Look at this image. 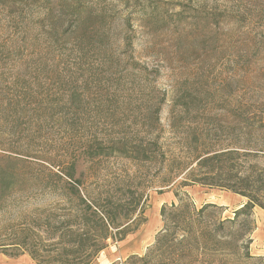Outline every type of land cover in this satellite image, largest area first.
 <instances>
[{
    "label": "rangeland",
    "instance_id": "1",
    "mask_svg": "<svg viewBox=\"0 0 264 264\" xmlns=\"http://www.w3.org/2000/svg\"><path fill=\"white\" fill-rule=\"evenodd\" d=\"M108 74L124 85L111 102ZM72 92L81 99L78 117L84 116L76 131L59 111ZM112 103L124 115L116 126ZM157 109L155 135L165 156L193 162L202 150L238 148L244 155L231 168L233 181L255 162L264 166V0H1L0 250L6 246L11 254L0 251V264H74L85 256L66 251L81 241L71 232L85 213L78 195L92 205L82 236L90 239L83 240L91 250L106 245L91 264H125L133 254L147 255V264H264L259 205L248 221L241 216L220 225L222 239L242 234L248 254L242 258L188 249L190 236L161 213L182 200L197 209L211 203L202 220L214 228L234 218L248 197L192 180L182 185L186 172L155 186L157 162L86 158L88 142L97 146L94 136L103 147L106 136L144 138L141 117L150 122ZM73 164L83 181L80 194L43 189L47 182L64 186L70 179L63 172ZM110 200L126 202L124 213L136 208L122 240L116 229L114 239L93 229L104 213L118 212ZM167 224L173 234L160 243Z\"/></svg>",
    "mask_w": 264,
    "mask_h": 264
},
{
    "label": "trees",
    "instance_id": "2",
    "mask_svg": "<svg viewBox=\"0 0 264 264\" xmlns=\"http://www.w3.org/2000/svg\"><path fill=\"white\" fill-rule=\"evenodd\" d=\"M82 36L86 37V34ZM84 37H82V39ZM91 39L96 41L93 36H91ZM112 58H108L107 60L112 61ZM108 65L109 63L106 61V66ZM135 65L136 68H134V70L138 73H143L144 69L139 66V62H135ZM106 70L110 71L109 69ZM113 75L114 74H108L106 76V83L112 89L111 93H113L109 96L108 91L106 92L107 101L110 102L115 101L113 97H116L119 93V91L116 92V90L124 89L123 81H121V76L114 78ZM77 93L78 92H72L68 96L69 100L67 101L66 105L63 106L61 110H59L63 112L65 122L70 125V129L72 131H76L77 129L74 128L75 126H77L76 122H80L84 118V116L78 117V115L83 114L81 111L83 108H80L81 99L77 96ZM107 105L110 106L108 111L111 112L110 124L114 126L120 124V121L123 120L122 118L124 115L123 113H121V111H119L120 109L119 107H117V104L112 103L111 105ZM112 105L113 107H111ZM68 113H70L72 116H69L67 118ZM158 120V109L152 113V116H150V122L148 116H142V125L144 127L147 126L148 129L144 130L146 134L144 138H135L138 141L135 143L132 142L133 136L123 135L122 138L118 137L121 135H116L112 138H107L106 136V146L103 147L98 138L94 136L92 137V141L94 140L97 146L93 147V143L88 142V147L84 149V154L86 158L89 157L90 160L99 155H105L106 157L123 156L141 164H147L148 162H157L160 164V166L157 168L158 170L154 179L153 184L155 186H169L177 180V177L181 175V173L186 172L189 177L182 181V185H187L188 183L194 181L202 183L204 185L222 186L248 197L249 200L244 203L242 207L235 211L234 218H227L224 221H220L219 226H217L218 223H215L216 225L214 226V228H211L209 224H204L202 220V218H204L208 214V209L215 207L211 203L197 209L192 202L188 200H182L178 206H175V204H171L170 207L164 205L161 209L162 215L168 219V224L169 221L173 222L174 219H176V223L178 225H181V228L184 230V232L190 236L191 240L193 241V245L187 243L188 249L193 248L197 252L201 251L204 253L212 254H218L219 251V255H222L224 257H228L231 255L233 257L242 258L247 256L248 254H245L246 247L242 246L243 242L239 243V241L243 238L242 234L237 235L236 233H232V239L228 238L227 235H223L222 239L221 236H218V232H222L221 227L224 226L223 224L225 222L235 223L241 216L244 217L245 221H248V218L252 216V210L256 205L264 208V166L259 164V162H255L252 166H250V169L246 170V173L243 172V174H241L240 176L237 174V181H233L232 179L234 175L232 174L231 168H234V162L237 161L239 155H244L238 148L224 147L218 149L202 150L195 156L193 162H185L181 159L182 156H165L166 154L165 152H163V149L159 142V138H156L155 135ZM186 153H188V150H186ZM194 162L196 163V165L192 166ZM75 171L76 166L73 164L72 167H69L63 172L64 176L67 179L71 180H67L64 186L58 188L57 185L53 186L49 182H47L46 184H44L43 189H52L54 191L61 190L64 193L72 192L74 194H80V187L83 181H81L79 177L76 178ZM197 172H200V174H198ZM189 180L192 181L188 182ZM78 199L80 208H83L84 204L85 207L83 208V211L85 210V213L80 216L78 226L75 229L72 228L71 232L74 231L77 236H81L79 237L81 241L75 239L74 241L76 248L70 250L66 249V251L68 254H81L82 252L87 251V254L85 256H80L78 254L79 256L74 258L76 261L74 264H91L95 259L94 256L96 257L99 254L98 252L105 249L106 245L99 246L91 250L92 245L90 244V240H83L90 239L88 237V234L85 236V238H82V236L86 234L85 231H87L84 225L87 222L89 223L90 221H92L91 218L86 216L88 210L92 208V205L87 203L86 200L82 198V196L78 195ZM111 203L114 208L119 209L118 212L114 215L111 213L103 214L101 212L103 214V218L100 217L101 222L94 221L95 223H98V225H95L93 229L98 232L100 230L103 231V237L105 239L110 237L114 239V234L111 230L116 229L119 233L122 234V237L119 239L122 240L129 232L128 226L130 224L128 222L132 220L131 215L132 213H134L136 208L129 209L124 213L123 208L126 205V202L122 204L121 202L111 201ZM96 210V208L93 209L94 212H96ZM119 219H121V222L119 221ZM123 220H125V222H123ZM168 224L167 226L169 228ZM168 228H166L165 231H167ZM172 234L173 230L169 228V235L166 236L163 234L158 239V242L162 241L163 239L169 240ZM209 239L213 240H211V242L209 243ZM224 239H226V241H224ZM222 242H232V245L223 246ZM160 243H158V245L162 247L163 243ZM182 243H184L183 239L178 242V244ZM219 243H221V246H217ZM88 249H90L89 252ZM0 251L6 254H11L8 252L9 249H7L6 246H4V249ZM14 255H17V253H14ZM146 256L147 255L140 256L138 254H133L127 258L125 264H137L138 262H145V264H147L148 260ZM38 264H41V262ZM175 264L180 263L177 262ZM191 264H193V262H191Z\"/></svg>",
    "mask_w": 264,
    "mask_h": 264
}]
</instances>
